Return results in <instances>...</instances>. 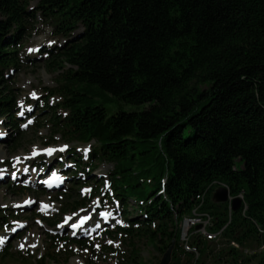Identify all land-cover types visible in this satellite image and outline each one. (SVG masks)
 <instances>
[{"label":"trees","instance_id":"obj_1","mask_svg":"<svg viewBox=\"0 0 264 264\" xmlns=\"http://www.w3.org/2000/svg\"><path fill=\"white\" fill-rule=\"evenodd\" d=\"M37 24L63 40L40 53L62 71L32 128L48 121L64 140L94 142L86 158L68 150L84 177L72 181L81 187L100 163L112 165L107 198L126 222L115 232L156 241L162 253L174 241L170 264H264V0H0V116L14 149L25 132L11 84ZM219 183L242 196L239 209L212 198ZM63 195L64 211L86 204ZM195 208L212 214V230L225 226L228 244L192 234L196 259L180 243Z\"/></svg>","mask_w":264,"mask_h":264},{"label":"rangeland","instance_id":"obj_2","mask_svg":"<svg viewBox=\"0 0 264 264\" xmlns=\"http://www.w3.org/2000/svg\"><path fill=\"white\" fill-rule=\"evenodd\" d=\"M34 4L32 2V6ZM51 29L48 25L37 24L24 39L21 52V56H23L22 68L13 74V77H15L11 87L17 94L18 110L20 109L17 115H20L22 111L25 112V120L28 122L34 120V116H32L33 112L35 114L39 113L41 101L45 99L44 96H47L46 88L53 89L56 86V81L59 79L58 74L62 71L61 69L48 70L43 62V57H38V53L35 51H27L28 47L33 49L34 45L49 46V42L55 44L56 39L51 36ZM26 57L33 58V61L24 60ZM33 97L35 98L33 99ZM60 101L61 97L55 94L50 97L48 103L54 107ZM21 109L23 110L21 111ZM56 110L57 112H61L60 108ZM3 119L0 116V131L5 132L6 139H8L15 132L12 128L4 125ZM26 121L22 118L20 124L23 125ZM47 122L45 121L37 131L33 130V123L25 126L26 129H23L25 134L21 144L15 149L7 145L6 139L0 140V154L3 156L2 161L0 160V169L11 166L15 161H23L36 147H56L57 151L54 157H57L59 154H63L64 157L69 148L73 147L78 154H81L80 156L87 157L86 153L88 150H91L95 146L94 142L77 143L64 140L60 134H53ZM33 161L34 159L31 162L29 180L25 178L18 180L12 186L9 180L0 181V237L3 235L9 236L6 243L0 246V250L10 246L9 251L11 253L5 260H0V264H34L35 259L42 254H50V257L53 258V261L50 260L47 264L160 263L166 250L163 253L160 252L156 241H149L141 235L127 237L115 232L116 225L126 224L121 216L115 217L112 225L105 227L112 231V235H107L104 233V230L97 231L93 236L91 244L86 241L82 243L72 242L65 238L67 236L66 227L60 226L64 218L70 217L72 219V217L77 218L81 213H90L99 204L110 211H113L114 208L120 209V206L114 203L115 199H105V185L108 174L112 170L111 164L106 162L100 163L90 174V181L84 186L79 187L74 186V181L71 182L68 178V175H71L72 171L76 170L71 161L65 160L67 165L64 167H59L58 163H55L56 170H62L68 180L62 189L45 192L39 188V183L41 182L39 174L46 166L35 164ZM21 167L24 168L25 165L21 164ZM74 173L79 175L80 169H77ZM31 176L34 178L33 181L30 179ZM23 184L27 188H23ZM91 187L93 188L91 189ZM147 189L148 191L150 190L148 187ZM62 193L71 194L74 199L84 197L87 199L85 206L74 212L69 210L64 211L67 205L65 196ZM28 198L32 200L31 206L26 208L18 206L24 199ZM41 202L49 204L51 206L50 210H44L40 206ZM128 203L130 205L128 209L131 210L134 202L128 200ZM17 226L21 227L20 230L13 233V228ZM59 229H62L61 234L58 233ZM48 236L60 238L49 241ZM210 245L212 248L221 249L228 244L220 238L211 242ZM133 251L137 253V262L130 260ZM182 257L183 260L186 258V256Z\"/></svg>","mask_w":264,"mask_h":264},{"label":"built area","instance_id":"obj_3","mask_svg":"<svg viewBox=\"0 0 264 264\" xmlns=\"http://www.w3.org/2000/svg\"><path fill=\"white\" fill-rule=\"evenodd\" d=\"M200 224L201 227L198 230L199 233L203 234L208 239L216 237L217 233H211L207 231V228L211 225V216L207 212H198L196 209L192 211V215L185 218L183 221V235L185 230L193 225Z\"/></svg>","mask_w":264,"mask_h":264},{"label":"water","instance_id":"obj_4","mask_svg":"<svg viewBox=\"0 0 264 264\" xmlns=\"http://www.w3.org/2000/svg\"><path fill=\"white\" fill-rule=\"evenodd\" d=\"M212 198L216 202H227L229 198L228 190L225 187H218L214 191ZM240 206H241V199L239 197H234L231 200V209L233 211H236L237 209L240 208ZM198 227L199 225L196 226V228ZM172 248H173V241H172V244L167 248V250L163 254L162 259L159 264H169L170 259H171Z\"/></svg>","mask_w":264,"mask_h":264},{"label":"bare ground","instance_id":"obj_5","mask_svg":"<svg viewBox=\"0 0 264 264\" xmlns=\"http://www.w3.org/2000/svg\"><path fill=\"white\" fill-rule=\"evenodd\" d=\"M37 149H40V147H36V148H34V151L37 150ZM2 157H3L2 154H0V160L2 159ZM1 161H2V160H1ZM35 177H36V176H35ZM46 180H47V178H42L41 182H45ZM82 215H86V214H81V216H82ZM5 238H6V236H4V235L1 236V237H0V242L4 241Z\"/></svg>","mask_w":264,"mask_h":264},{"label":"snow or ice","instance_id":"obj_6","mask_svg":"<svg viewBox=\"0 0 264 264\" xmlns=\"http://www.w3.org/2000/svg\"><path fill=\"white\" fill-rule=\"evenodd\" d=\"M33 95H34V93H33ZM0 135H3V133H0ZM44 151L48 152V154L51 155V153L54 151V149H44Z\"/></svg>","mask_w":264,"mask_h":264}]
</instances>
